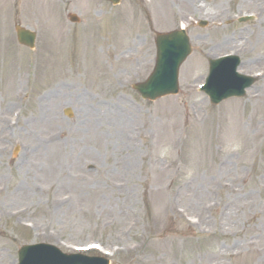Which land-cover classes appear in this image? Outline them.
<instances>
[{"label": "rangeland", "instance_id": "rangeland-1", "mask_svg": "<svg viewBox=\"0 0 264 264\" xmlns=\"http://www.w3.org/2000/svg\"><path fill=\"white\" fill-rule=\"evenodd\" d=\"M182 26L178 95L142 101L154 34ZM230 52L259 80L211 106L207 59ZM37 243L95 244L109 264H264V0H0V264Z\"/></svg>", "mask_w": 264, "mask_h": 264}, {"label": "water", "instance_id": "water-1", "mask_svg": "<svg viewBox=\"0 0 264 264\" xmlns=\"http://www.w3.org/2000/svg\"><path fill=\"white\" fill-rule=\"evenodd\" d=\"M109 1L113 4L119 2V0ZM18 36L20 42L30 47L32 46L34 38L29 32L19 29ZM156 47L158 60L153 74L145 84L135 87L144 99L149 100L176 93L177 71L179 65L189 53L187 38L179 32L157 35ZM222 69L223 66L220 68L216 63H213V68H211L210 76L204 89L210 101L215 104L228 97L240 96L241 91L252 83L250 79L243 82L241 78L234 75V71L232 73L222 71V74H220ZM19 258L20 264H52L53 260L50 252L44 247L36 249L23 248L19 252ZM84 263V261H75L71 264Z\"/></svg>", "mask_w": 264, "mask_h": 264}]
</instances>
